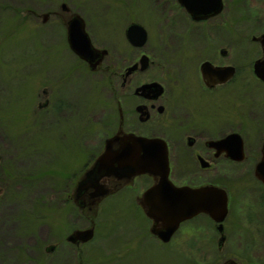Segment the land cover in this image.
Instances as JSON below:
<instances>
[{
    "label": "rangeland",
    "instance_id": "1",
    "mask_svg": "<svg viewBox=\"0 0 264 264\" xmlns=\"http://www.w3.org/2000/svg\"><path fill=\"white\" fill-rule=\"evenodd\" d=\"M60 3H67L84 18L95 46L109 51L106 61L115 70L124 60L137 56L124 35L132 22L142 24L149 34L147 50L157 62L148 78L160 79L164 73L162 66L171 57L167 49L169 36L188 34L186 29L191 26L172 0H0V264L21 263L22 243L35 244L38 230L30 229L36 226L40 210L47 228L67 215L69 208L62 197L66 186H58L56 180L62 178L59 180L64 182L81 176L86 165L102 150L107 134L117 129L116 110L105 105L113 97L104 85L102 72H91L70 51L63 28L52 20L43 24L42 16L36 20L28 11L42 15ZM224 3L225 10L217 18L222 27L219 32L223 39L237 35L234 60L238 65L245 64L244 61L251 63L261 55V47L258 43L247 46L242 38H261L264 34V0H224ZM229 24L233 25L232 31ZM195 34H200L199 30ZM253 78L247 91L246 81L240 77L237 81L238 115L248 114L247 104L251 101L253 114H264V86ZM144 79L147 76L139 81ZM111 83L116 92L118 79L113 78ZM46 99L51 104L40 108ZM248 131L244 128L242 133L254 155L258 139L254 129ZM236 173L237 186L228 182L227 188L233 193V210L239 211L243 231L240 239L220 252L210 245L203 253L192 247L185 257L153 247L147 250L149 264H183L181 258L189 264H217L226 254L264 261V196L255 186L247 192L238 187L249 182V168H238ZM235 176L229 179L234 180ZM100 210L95 219L99 231L138 230L148 225L130 198L108 200ZM252 210L260 211L253 220L257 224L247 226L245 216ZM67 220L63 218L60 225L79 228L90 222L79 209H71ZM109 241L115 249L117 241ZM247 241L254 243L252 247L249 245L254 249L245 254ZM45 242L51 243V239ZM139 259L144 262L145 258Z\"/></svg>",
    "mask_w": 264,
    "mask_h": 264
},
{
    "label": "flooded vegetation",
    "instance_id": "2",
    "mask_svg": "<svg viewBox=\"0 0 264 264\" xmlns=\"http://www.w3.org/2000/svg\"><path fill=\"white\" fill-rule=\"evenodd\" d=\"M172 2L185 13L191 26L186 29L188 34L169 36L167 49L171 57H167L166 64L162 66L164 73L160 79L152 76L148 78L157 64L151 51L147 50L149 34L145 45L135 47L128 41L125 32L124 37L129 48L137 52V56L132 60H124L115 70L106 61L109 51L95 46L85 21L86 31L94 47L108 51L97 69L91 70L88 64L70 49L68 43L69 22L78 13L74 12L67 3L57 4L56 9L42 15L28 9L29 14L36 20L42 16L43 24L52 20L57 27L63 28L70 51L84 62L91 72H102L104 85L112 91L113 97L104 104L108 109L112 111L114 109V112L116 110L117 129L113 134H107L102 150L86 165L81 176L64 182L59 180L62 178L56 180L58 186H66L65 190H62L64 191L62 197L69 208L67 215L69 216L71 209H79L90 221L89 225L79 228L63 227L60 225L61 220L64 218L68 221V216L65 214L55 226L47 228L45 215L40 210L36 226L30 229L32 232L38 230L37 237L34 238L35 244L23 242L21 246L24 252L23 260L21 263L11 262V264H144V262L149 264L146 258L147 250L153 247L169 255L180 253L185 257L187 250L192 247H196L199 253H203L209 245L214 246L219 252L223 251L232 241L242 236V225L238 219L239 211L233 210V193L227 187L230 186L228 182L232 183V186H237L238 168L241 170L249 168V182L246 181L238 187H242L247 192L255 186L259 194L264 196V183L256 175L257 167L263 159L264 114L254 115L251 101L247 104L248 114L238 115L236 89L239 77L246 81V91L249 90L251 81H254L253 76L264 86V81L255 74V63L264 61L261 38L255 36L242 38L247 46L251 45L250 47L258 43L262 53L255 61L251 63L244 61L245 64L238 65L234 60V50L238 45L237 35L231 34L229 39H223L219 32L222 27L217 18L223 12L206 20L195 21L177 0ZM64 4L67 7H63ZM225 6L224 3L223 11ZM232 29L233 25L229 24V30ZM196 30H199L200 34H195ZM176 43L178 45L181 43V46ZM144 55L149 60L147 67L142 69L140 60ZM206 63L215 68H234L235 73L226 83H215V77L209 72L205 77L203 73L202 67ZM135 65H138L137 69L129 72ZM144 76H147V79L139 81ZM113 78L119 81L116 92L112 88ZM154 82L161 85L160 94L154 89L142 88ZM44 94L47 95L46 90ZM50 104V100L46 99L40 104V108ZM113 105H116V108ZM244 128L247 131L254 129L257 135V152L254 155L253 149L249 147L243 136ZM236 134L242 139V149L238 139L223 142ZM134 138L160 139L165 142L170 170L169 182L172 187L163 189L164 180L149 174L128 178L125 173L111 172L106 168L108 162L104 167L99 168L98 162L107 150L111 154L122 153L128 146L134 144ZM207 175L209 178L206 177ZM232 175H236L234 180L229 179ZM205 187L224 191L227 197L225 215H220L219 211L214 210L202 211L188 220L181 221L177 227H169L166 221L151 217L150 214L157 218L164 217L163 214H158V211H150L154 199L159 201L164 193L174 189ZM122 197L130 198L135 202L140 213L147 219L148 225L138 230L99 231L95 219L100 214L102 204ZM262 201L263 199L260 205ZM260 205L259 207L262 208ZM259 212L247 211L245 216L247 226L254 225L256 222L253 223L254 217ZM27 232L29 234V230ZM47 238L51 239V243L45 242ZM110 239L117 241L115 249ZM99 245L100 248L97 247ZM249 245L252 247L254 243L245 242L243 248L245 254L248 250L254 249ZM142 256L145 258L144 262L143 259H139ZM179 261L189 264L184 258ZM217 264H264V261H249L246 260V256L242 259L239 256L226 254L223 261Z\"/></svg>",
    "mask_w": 264,
    "mask_h": 264
},
{
    "label": "water",
    "instance_id": "3",
    "mask_svg": "<svg viewBox=\"0 0 264 264\" xmlns=\"http://www.w3.org/2000/svg\"><path fill=\"white\" fill-rule=\"evenodd\" d=\"M177 2L191 15L195 21L206 20L220 15L224 9L223 0H177ZM63 7H67L65 4ZM84 18L76 14L68 25V43L70 49L83 61H85L91 70H96L104 57L108 54L107 50H99L94 47L89 34L85 28ZM126 37L128 41L135 47L145 45L148 40V31L140 23L132 22L127 30ZM261 43L264 51V34L261 36ZM149 58L144 55L140 63L142 69L148 65ZM138 65L133 66L129 72L135 71ZM205 77L208 72L215 77V83H226L235 73V69L231 67H213L206 63L202 67ZM255 74L264 81V61L255 63ZM143 89H154L158 94L162 92L159 83H150L144 85ZM239 140L240 148L243 147L242 139L239 135H232L225 142L230 140ZM134 144L128 146L127 149L119 154H111L108 150L100 158L99 168L106 167L114 173H125L126 177L133 178L139 175L149 174L160 177L164 180L163 189L172 187L169 182V165L167 146L160 139L134 138ZM256 175L264 183V149L263 159L257 167ZM150 194V193H149ZM154 196L153 194H150ZM159 196V195H158ZM163 197L152 203L150 211H158L164 217L157 218L152 214L155 220L166 221L169 227H177L181 221L188 220L199 212L219 211V214L225 215L227 197L224 191L217 188L205 187L201 189L182 188L174 189L168 193H164ZM88 235V234H87Z\"/></svg>",
    "mask_w": 264,
    "mask_h": 264
}]
</instances>
